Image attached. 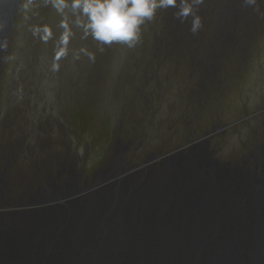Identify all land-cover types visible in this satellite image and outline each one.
<instances>
[{"label": "rangeland", "instance_id": "obj_1", "mask_svg": "<svg viewBox=\"0 0 264 264\" xmlns=\"http://www.w3.org/2000/svg\"><path fill=\"white\" fill-rule=\"evenodd\" d=\"M234 1L203 0L195 32L182 6L160 10L134 48L101 52L73 28L53 71L62 16L45 0L28 9L13 0L0 49L1 180L19 192L68 159L91 187L120 150L136 171L214 129L209 146L220 162L245 165L258 145L256 155L264 152V0ZM45 25L47 41L34 35Z\"/></svg>", "mask_w": 264, "mask_h": 264}, {"label": "water", "instance_id": "obj_2", "mask_svg": "<svg viewBox=\"0 0 264 264\" xmlns=\"http://www.w3.org/2000/svg\"><path fill=\"white\" fill-rule=\"evenodd\" d=\"M215 131L136 171L116 158L92 188L0 213V264H264V153L220 162Z\"/></svg>", "mask_w": 264, "mask_h": 264}, {"label": "clouds", "instance_id": "obj_3", "mask_svg": "<svg viewBox=\"0 0 264 264\" xmlns=\"http://www.w3.org/2000/svg\"><path fill=\"white\" fill-rule=\"evenodd\" d=\"M33 0H27L23 5L28 9ZM61 16L59 27L63 30L55 52L52 70H59V60L66 58L69 53L68 44L74 36L73 28L80 29L83 38L91 37L98 45L99 51L104 46L113 44L134 48L141 39L142 26L154 20L160 10L182 6L184 17H193V32L200 27V19L195 13L203 0H45ZM244 5L255 7L257 0H244ZM34 35L47 41L53 35L47 25L37 27ZM7 48V42L0 44ZM85 51L86 50H82ZM90 59L95 54L86 52Z\"/></svg>", "mask_w": 264, "mask_h": 264}, {"label": "flooded vegetation", "instance_id": "obj_4", "mask_svg": "<svg viewBox=\"0 0 264 264\" xmlns=\"http://www.w3.org/2000/svg\"><path fill=\"white\" fill-rule=\"evenodd\" d=\"M237 3H240V0L234 1V5L237 6ZM262 146H264V144ZM258 148L259 145L254 151L250 152L246 157H244V159L247 158L251 159L252 161L256 153L259 152ZM121 154L122 150H120V153L116 157L120 160V162H122ZM107 167L108 165H106L104 169H106ZM103 171L104 170H100L99 173L95 174L94 181L92 182L90 187L88 183V178L85 179L83 182V177L80 172L75 170L74 164L68 159H65L57 163L52 173L45 172L44 180L41 181L39 185L28 186L26 187V189L20 190L19 192H14V190L9 187L7 183L3 182L0 178V208L7 210L0 211V213L6 215L7 218H10L12 215L17 214L22 210L34 209L35 207L39 208L41 207V204H38L36 202V199L39 195L50 193L58 188H62L69 184H75L84 188H92L95 183V178L97 177V175H100V173H103ZM6 200L7 203L5 202Z\"/></svg>", "mask_w": 264, "mask_h": 264}, {"label": "bare ground", "instance_id": "obj_5", "mask_svg": "<svg viewBox=\"0 0 264 264\" xmlns=\"http://www.w3.org/2000/svg\"><path fill=\"white\" fill-rule=\"evenodd\" d=\"M12 4L13 0H0V44L4 42L5 36L7 34L8 29L6 28V22L9 23L10 21Z\"/></svg>", "mask_w": 264, "mask_h": 264}]
</instances>
